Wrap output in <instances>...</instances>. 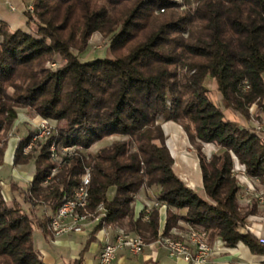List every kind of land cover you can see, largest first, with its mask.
I'll return each instance as SVG.
<instances>
[{
    "label": "trees",
    "instance_id": "16d2710c",
    "mask_svg": "<svg viewBox=\"0 0 264 264\" xmlns=\"http://www.w3.org/2000/svg\"><path fill=\"white\" fill-rule=\"evenodd\" d=\"M184 3L188 7L181 11L172 0H33L34 11L27 17L28 25L38 26L35 34L1 25L0 164L19 108L58 124L56 133L29 153L24 149L33 133L22 137L16 149L15 166L35 159L30 186L11 184L30 204L29 211L16 200L8 202L0 186V264H46L34 246V227L50 233L52 216L73 194L87 166L89 204L80 212L98 217V206L104 208L91 234L118 226L154 242L159 209L143 210L135 218L132 202L143 187L156 185L157 200L167 207L165 235L178 238L170 232L183 220L206 230L211 241L230 246L242 241L264 252L259 238L242 231L254 209L240 205L235 172L236 157L249 176H264V132L224 113L231 109L249 119L253 104L264 110V0ZM94 32L110 38L113 57L81 61L73 49L84 51ZM57 55L66 63L49 68ZM207 76L216 80L224 108L209 97ZM159 119L183 126L197 151L204 194L175 171ZM113 134L129 139L89 158L80 151L65 155L51 176L58 166L51 158L52 144L89 148ZM204 143L223 152L208 157ZM112 187L116 192L109 199ZM44 204L52 213L38 218L37 207ZM181 209L186 212L175 211Z\"/></svg>",
    "mask_w": 264,
    "mask_h": 264
},
{
    "label": "crops",
    "instance_id": "0c3cea01",
    "mask_svg": "<svg viewBox=\"0 0 264 264\" xmlns=\"http://www.w3.org/2000/svg\"><path fill=\"white\" fill-rule=\"evenodd\" d=\"M33 0H0V27L5 25L10 31L14 32L22 30L30 32L28 25L27 11L32 6ZM3 41V36L0 35V43ZM226 118L239 121L245 127H253L254 122L250 121L238 112L233 110L224 111ZM172 121H166L168 124L165 132H169L174 128L170 124ZM18 139L12 138L8 142L6 148L3 164H0V179L3 180L4 195L7 199L16 198L20 200V197L13 196L10 187V180L15 181L21 188H27L31 183L35 167L32 162L28 164H22L14 166L15 149L17 147ZM208 148V155L213 153L222 152L223 149L218 148L215 144L205 143ZM220 150V151H219ZM174 158V157H173ZM175 160V159H174ZM184 163V162H183ZM179 163L175 161L174 168L177 174L193 189L199 193L204 194V185L202 171L199 166V160L197 157L196 166L194 168L189 167L184 163L183 168L177 171L176 165ZM241 163L235 160V172L239 179L240 190L238 193V200L240 205L247 210L254 209V212L246 219V225L242 228L244 233L251 232L257 238L264 239V205L259 204L254 195L260 191H264V176L253 177L247 173H243L238 170ZM11 167L10 177L8 179L2 178L3 168ZM155 190V191H153ZM160 188L157 186L144 188L140 191L139 197L144 200H137L135 203V218H138L144 209L146 200L153 201L157 199V195ZM115 194V189L111 190V195H108L109 199H112ZM48 212H51L49 206ZM159 209L160 214V231L164 229L167 218V207L161 205L156 207ZM47 212V213H48ZM98 221L88 219L85 222L84 230L79 233H68L55 237L52 232L48 235H44L38 227L34 228L33 241L34 246L40 252L43 260L46 264H77L81 258L79 264H98L99 256L104 246L106 239H113L114 235L118 232L126 231L123 227L108 226L95 234H91L93 228ZM184 231H186L184 229ZM136 234L134 232H129ZM221 241L216 239L211 241L217 243ZM219 247H223L222 251L212 256V258L205 264H264V252L256 253L244 242L240 241L235 245H226L223 241L216 244ZM264 248V243H262ZM113 264H190L184 259H176L169 255L167 249L162 245L155 242L148 243L147 247L142 253L133 254L127 249H123L119 252L118 256L114 260Z\"/></svg>",
    "mask_w": 264,
    "mask_h": 264
},
{
    "label": "rangeland",
    "instance_id": "374dc122",
    "mask_svg": "<svg viewBox=\"0 0 264 264\" xmlns=\"http://www.w3.org/2000/svg\"><path fill=\"white\" fill-rule=\"evenodd\" d=\"M172 1L180 4L178 6V10H181V11L186 10L188 7L184 3V0H172ZM191 5L194 8L196 4L194 2H192ZM28 11L33 13L34 4H32V9L29 8ZM160 11L163 12L164 9H161ZM37 27L38 26L36 23H32L31 25H29L30 32H28V33L35 34V32L37 31ZM73 52L78 56V58L81 61H90V60H94L97 58L113 57V54L111 53V50H110V38L104 37L100 32H94L92 34V36L89 39L88 46L86 47V49L84 51L79 52L77 49H73ZM65 63H66V61L61 56L57 55L55 57L54 61L49 62L47 64V66L49 68L56 69V68L64 65ZM204 84L209 89V92H208L209 97L217 105L223 107L222 94L218 91L216 80L210 76H207ZM9 91H10V93H13L14 90L11 88V89H9ZM227 110H231V109H224V111H227ZM249 113H250V118L248 120L254 122V126L251 128L256 129L257 125H260V124L264 125V110H260V107L258 104H253L250 107ZM242 117L246 118L243 115H242ZM158 123L161 124V127L164 131V134L166 137V145L169 148L171 155L174 157L175 161L179 163L178 165L175 166L177 171H180L183 168L184 163L187 164L189 167L194 168L196 166V161H197V157H198L197 151H196L194 145L191 143V141H190L186 131L184 130L183 126L177 122L172 121V122H170V124L173 125L174 128L166 133L165 128L167 129V127H168L166 120L159 119ZM57 124H58L57 120L44 118L41 115L37 114L36 112L29 110L28 108H19L17 119L15 120L12 127L6 133V136L8 138L7 146H8V142L10 139L16 138V139H18V142H17V147H18V144H19L22 137H24L30 133H33L32 141L24 149V153L27 154L35 145H37V143L43 144L48 140L49 137H51L53 134H55L57 131L56 130ZM127 139H129V137L127 135H123V134L108 135V136H105L102 139L96 141L95 143H93L89 148H83V147H77V146H71V145H68V146L63 145L60 148H58L57 145L52 144L50 147L51 158H52V161L57 163L58 166H56L55 168L52 169L51 176L55 175L58 172V169H59L61 163L63 162V158L65 155H70L75 151H80L84 156L89 158V156L95 155L99 150H101L105 147L111 146L112 144H114L118 141H123V140H127ZM1 145L2 144L0 143V146ZM7 146H6V148H7ZM17 147H16V149H17ZM209 147H212V146L206 147V144L205 143L203 144V151L208 157H210L207 154ZM16 149H15V153H16ZM222 152L220 151L218 153H222ZM35 155L36 156L39 155V152L38 151L35 152ZM3 159H4V157H3ZM235 159L237 160L236 157H235ZM30 162H32V164L34 165L35 171H36L35 159H32ZM26 164H28V163H26ZM19 165H22V164H19ZM9 169H11V167L3 168V172H5V173L2 174V178L8 179L10 177L9 176L10 175ZM86 173H89L91 176V179H92L91 167L87 166L85 168V171L80 176V182L82 180V177ZM34 174H35V172H34ZM33 178H34V176H33ZM2 181L3 180L0 179V186L2 188V193H3L4 198L8 202H12L14 200L18 201L25 210L29 211L30 204L25 202L21 192L12 190V185H11L12 180H10L11 192H12L13 196L20 197V200H18L16 198L7 199L5 197L4 192H3L4 191L3 190L4 185H3ZM13 182H15V181H13ZM48 183L49 182L46 180L44 182V185H47ZM30 184L28 185V187L30 186ZM152 187L156 188L157 186L154 185ZM27 188L22 187V189H27ZM144 188H149V187H143L142 189H144ZM112 189H115V188L112 187L111 189H109L108 195H111ZM153 191H155V190H153ZM139 193H137L135 195L134 201L132 202L133 207H135V203L139 198H140L139 200H144V197L141 198L138 196ZM114 196H115V194H114ZM154 202H158V200L157 199L153 200V201L146 200L145 203L146 204L147 203L153 204ZM46 206L47 205L44 204V205H39L37 207V211L35 212V214L38 218H42L44 215H51V213L48 212L49 210ZM159 206H161V205H159ZM159 206H154V208L159 207ZM98 211L100 212V215L98 217L93 216V217H90L89 219L94 220V221L95 220L99 221V219L104 215V210L98 209ZM175 211H177L179 213H185L186 212L185 209L175 210ZM49 225H50V223H49ZM35 227H37V225H35ZM189 227H190V225L188 223H186L183 220H179L178 227H175V229H176V231H178L180 233H186V231L189 229ZM184 229L186 231H184ZM49 230L51 231L50 226H49Z\"/></svg>",
    "mask_w": 264,
    "mask_h": 264
},
{
    "label": "built area",
    "instance_id": "2783aa9c",
    "mask_svg": "<svg viewBox=\"0 0 264 264\" xmlns=\"http://www.w3.org/2000/svg\"><path fill=\"white\" fill-rule=\"evenodd\" d=\"M32 9V6L30 7ZM256 130L264 132V125H257ZM239 171L246 173V168L243 164L238 168ZM91 176L86 173L81 182L75 188L73 194L65 199L58 208L57 212L52 216L50 221V229L55 237H59L68 233H79L84 230L85 222L90 218L86 213H81L80 209L87 207L89 204V185ZM254 198L259 204L264 205V191H260L254 195ZM159 202L145 203L144 209L146 213L159 206ZM98 209L104 210L100 204ZM148 216L146 215L145 218ZM177 235L175 238L171 235H165L163 230L159 232L155 243L165 247L169 255L176 259H184L190 264H205L213 255L222 251L223 247H219L212 243L209 233L202 228L189 227L186 233H180L173 228L170 232ZM264 243V239H261ZM148 242L139 234L129 232H118L113 239H106L104 246L100 252L98 264H113L119 252L127 249L133 254L142 253L147 247Z\"/></svg>",
    "mask_w": 264,
    "mask_h": 264
}]
</instances>
